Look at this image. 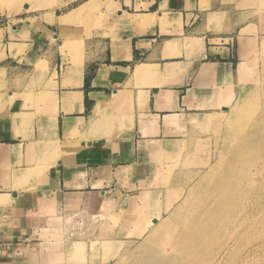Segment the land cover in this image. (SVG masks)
Wrapping results in <instances>:
<instances>
[{"label":"crops","instance_id":"1","mask_svg":"<svg viewBox=\"0 0 264 264\" xmlns=\"http://www.w3.org/2000/svg\"><path fill=\"white\" fill-rule=\"evenodd\" d=\"M85 2L24 9L16 39L0 40V264L48 262L85 211L122 203L145 159L236 88L245 26L228 0H101L81 50L62 54V17Z\"/></svg>","mask_w":264,"mask_h":264},{"label":"rangeland","instance_id":"2","mask_svg":"<svg viewBox=\"0 0 264 264\" xmlns=\"http://www.w3.org/2000/svg\"><path fill=\"white\" fill-rule=\"evenodd\" d=\"M100 1L0 0V40L16 39L25 6L61 15L85 2L62 17L60 52L73 55L89 34L90 7ZM227 4L235 25L245 26L236 88L209 115L187 119L171 150L145 159L122 203L85 211L79 234L54 240L56 251L40 264H264V0Z\"/></svg>","mask_w":264,"mask_h":264},{"label":"bare ground","instance_id":"3","mask_svg":"<svg viewBox=\"0 0 264 264\" xmlns=\"http://www.w3.org/2000/svg\"><path fill=\"white\" fill-rule=\"evenodd\" d=\"M159 14V13H158ZM160 15V14H159ZM157 16V15H156ZM151 17H155V15H151ZM158 19V18H157ZM150 20V19H149ZM152 20V19H151ZM147 21V20H146ZM136 22H139V20H136ZM151 23V22H150ZM144 24H146V23H144ZM186 41V40H185ZM187 43V42H186ZM192 45V44H191ZM193 45L195 46V45H197L196 44V41L193 43ZM192 45V46H193ZM41 64V63H40ZM43 64V63H42ZM41 64V66L40 67H42L43 65ZM38 68V67H37ZM134 76H135V78L138 80V79H141V78H147V79H149V80H153V77L155 76V73H154V71L152 70V69H150L149 67H147V66H138L136 69H135V71H134ZM150 84L151 85H153L154 84V82H150ZM121 94H122V92H116L115 93V98H120L121 97ZM70 95V94H69ZM67 96V95H66ZM68 97V96H67ZM68 98H71V95L68 97ZM75 98H76V95H75ZM65 99H67V98H65ZM227 108V107H226ZM98 111L99 110H96V112L98 113ZM95 127V126H94ZM99 128H100V126H98ZM101 130V129H100ZM97 131V130H96ZM87 143V142H86ZM81 145V144H80ZM84 145V144H83ZM208 159V158H207ZM210 163V162H209ZM100 200V199H99ZM92 201H93V199H92ZM92 210H93V208H92ZM91 211V210H90ZM87 215V214H86ZM93 215V214H92ZM221 230V229H220ZM219 232H221V231H219ZM227 242V241H226ZM226 243H224V245H225ZM228 245V244H227ZM223 246V245H222ZM155 252V251H154ZM227 253H228V251H226ZM230 252V251H229ZM217 254V253H216ZM229 254V253H228ZM215 255V254H214ZM152 256V255H151ZM211 257V256H210ZM219 257H220V255H219ZM223 257V256H222ZM224 257H226V256H224ZM212 258V257H211ZM210 258V259H211ZM177 259V258H176ZM175 259V260H176ZM221 259V258H220ZM170 260V259H169ZM172 260V259H171ZM173 260H174V258H173ZM218 260V259H217ZM208 261V260H207ZM216 261V260H215ZM221 261V260H220ZM229 261V260H228ZM162 262V261H161ZM174 262V261H173ZM222 262V261H221ZM147 263L148 264H155V260H154V258H152V259H149L148 261H147ZM158 263H160V262H158ZM165 263H166V261H165ZM172 263V262H171ZM175 263L177 264V262L175 261ZM210 263V262H209ZM216 263V262H215ZM160 264H162V263H160ZM168 264H170V262L168 263ZM214 264V263H213ZM218 264H219V261H218ZM220 264H222V263H220Z\"/></svg>","mask_w":264,"mask_h":264},{"label":"water","instance_id":"4","mask_svg":"<svg viewBox=\"0 0 264 264\" xmlns=\"http://www.w3.org/2000/svg\"><path fill=\"white\" fill-rule=\"evenodd\" d=\"M24 9H27V7L25 6Z\"/></svg>","mask_w":264,"mask_h":264}]
</instances>
